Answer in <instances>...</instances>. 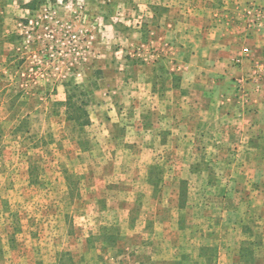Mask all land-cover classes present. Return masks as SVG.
Masks as SVG:
<instances>
[{"label":"rangeland","instance_id":"obj_1","mask_svg":"<svg viewBox=\"0 0 264 264\" xmlns=\"http://www.w3.org/2000/svg\"><path fill=\"white\" fill-rule=\"evenodd\" d=\"M155 2L0 0V264H264V1L214 17L249 49L217 72L254 115L231 127L214 76L170 88L166 22L194 18Z\"/></svg>","mask_w":264,"mask_h":264},{"label":"crops","instance_id":"obj_2","mask_svg":"<svg viewBox=\"0 0 264 264\" xmlns=\"http://www.w3.org/2000/svg\"><path fill=\"white\" fill-rule=\"evenodd\" d=\"M179 1H183L182 3L184 4H181L177 7L176 15L181 16L182 18H185L186 16L194 18V25H187L186 22H184V19L180 21L176 20L166 22L167 26H172V28H170L172 29L171 31L169 29L166 30L170 31V33L174 32L176 34L175 37L177 38L176 42L172 40V44H169L168 42L167 44H160L164 50L163 54L166 56L167 64L174 65V68H172L173 72L170 70L169 73V81H171V84L169 85L170 88H176L181 91L182 86H180L179 82L181 81L180 79H182L183 82V78H181L182 72L184 70H189V68L192 69L193 72H199L198 76H201L202 73H205L206 77L213 78L214 76L212 81H215V83L213 85H209L210 88H206L203 79H199L198 82L193 85V87L196 86L195 88L199 92L198 94L200 97L206 98L208 100L209 104L207 106V110L213 114L216 111L221 110L222 113L225 112L226 115H230L228 120V126L230 127L231 120L235 121L237 117H241V121H246L248 123L254 117V115L251 114L252 112H250L248 109H245V107L234 103L233 96L231 93L229 94V92H227V88L221 91V84L226 83L228 85V78L221 76L220 78L223 79V82L216 83V80L219 77L217 72L225 71V68H227L230 63V59L232 58V52L235 55L239 52L238 48H240L241 50L238 54H240L241 57L244 55H249V49L244 48L245 43L242 42V39L232 38L230 39V42L228 41L229 39L224 40V33H222L221 30L225 29L226 31L230 32V34H232L234 27L231 25V23L227 22L229 27H232L229 31L228 28H225V26L220 24V22L224 23L221 19L214 18L216 16H224L225 14L230 13V11H232L231 9L234 8L233 4H231L232 0H219V2L213 5V7L206 5L202 6L199 4L201 2L211 3L212 0H192L194 5H191V7H188L189 5H187L190 0ZM234 1L242 3L244 0ZM156 6L155 0H151V5L147 11L151 18L156 16L158 17V14L156 13ZM166 6L168 5L166 4ZM165 9L167 10L168 14L172 13L171 10H168L167 8ZM167 13L162 12L160 13V16L165 17L167 16ZM234 14L238 15L237 12ZM160 23L162 25L163 22L161 21ZM163 28H165V26ZM189 33L193 34L192 39L189 38ZM182 38L185 40H181ZM221 41H226V43ZM174 42L176 44H173ZM232 44L236 48L232 47ZM246 44H252V46L260 50V57L263 58L264 61V31H262L260 37L257 36L247 40ZM227 49H229L230 52L227 51ZM214 51H218L217 54L215 53L216 55L213 53ZM238 60V62H242V60ZM174 78L177 80L176 84L174 83ZM165 79H167V77ZM219 99H222L224 105L220 106V104H218L217 100ZM254 101L255 104H253L251 107L252 110L254 109L253 113L258 112L262 114V116L255 117L254 121L252 120L250 125L252 126L253 124L255 128H264L259 126L260 121L264 118V98H262L261 95H256Z\"/></svg>","mask_w":264,"mask_h":264}]
</instances>
